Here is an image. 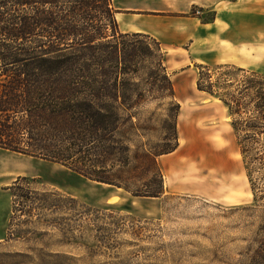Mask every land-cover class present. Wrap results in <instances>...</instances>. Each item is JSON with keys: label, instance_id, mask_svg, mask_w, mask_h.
<instances>
[{"label": "rangeland", "instance_id": "rangeland-1", "mask_svg": "<svg viewBox=\"0 0 264 264\" xmlns=\"http://www.w3.org/2000/svg\"><path fill=\"white\" fill-rule=\"evenodd\" d=\"M215 12L193 6L187 15L199 18L198 25L182 28L211 22ZM155 20L180 106L178 145L157 158L162 194L132 196L58 163L0 148V264H253L264 239V166L248 161L228 108L199 91L196 78L197 64H205L200 59L210 62L213 76L219 66L264 74V32L261 51H247L239 65L226 62L233 53L223 52L217 38L181 44L180 28ZM117 21L121 31L134 30L126 15ZM192 54L201 58L188 67L176 63ZM168 101L146 93L139 120L160 128ZM157 137L149 132L135 140Z\"/></svg>", "mask_w": 264, "mask_h": 264}, {"label": "trees", "instance_id": "trees-1", "mask_svg": "<svg viewBox=\"0 0 264 264\" xmlns=\"http://www.w3.org/2000/svg\"><path fill=\"white\" fill-rule=\"evenodd\" d=\"M116 11L112 0H0V148L157 197L180 106L161 42L121 31ZM197 67L196 88L228 108L242 153L264 166V74ZM146 93L169 99L160 128L139 120ZM149 132L157 139L136 142ZM253 264H264V239Z\"/></svg>", "mask_w": 264, "mask_h": 264}, {"label": "crops", "instance_id": "crops-1", "mask_svg": "<svg viewBox=\"0 0 264 264\" xmlns=\"http://www.w3.org/2000/svg\"><path fill=\"white\" fill-rule=\"evenodd\" d=\"M112 5L117 10L116 20L118 14H124L133 22L134 30L129 32L147 33L160 42H162L161 39L154 35L157 32L153 25L154 21H157L155 19H165L175 26L176 31L180 28L178 41L181 44L186 42L193 44L199 37L207 38V35H211L222 41L224 49L221 45L219 46L223 52L225 50L226 54L233 53L232 60L227 59L226 62L243 65L247 51L251 50L256 55L263 47L261 34L264 32V0H112ZM196 5L216 11L214 20L200 23V26L195 27L194 30L182 28V24L186 22L197 24L196 19L199 18L187 15ZM209 29L213 32H209ZM200 58H197L195 54L194 56L192 54V58L186 55L176 60V63L179 66L188 67ZM200 62L210 63L205 59H200ZM250 62L253 61L250 60Z\"/></svg>", "mask_w": 264, "mask_h": 264}]
</instances>
